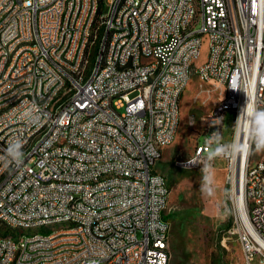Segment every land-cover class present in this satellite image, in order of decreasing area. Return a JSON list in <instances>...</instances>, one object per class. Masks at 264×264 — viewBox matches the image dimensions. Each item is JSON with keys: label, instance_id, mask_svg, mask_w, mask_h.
<instances>
[{"label": "built area", "instance_id": "built-area-1", "mask_svg": "<svg viewBox=\"0 0 264 264\" xmlns=\"http://www.w3.org/2000/svg\"><path fill=\"white\" fill-rule=\"evenodd\" d=\"M238 2L239 13L231 14L230 0H202L199 17H191L189 0H0V157L15 139L24 153L20 163L0 160V216H6L0 225L20 230V241L0 238V264H167L171 223L163 221L162 201L171 189L153 166L177 138L180 97L192 79L188 62L198 54L202 29L211 32L210 53L199 70L223 97L192 161L183 164L205 168V139L223 133L224 115L234 111L232 140L248 151L217 158L226 162L232 188L229 232L247 264L264 263V151L242 134L244 117L237 121L247 102L248 111L264 109V0ZM93 9L104 10L101 22H91ZM196 18L203 27H195ZM91 27L98 37L87 42ZM147 53L157 55L155 64L141 63ZM102 54L109 64L91 79ZM118 88H126V97H117ZM29 109L39 124L29 122ZM155 133H163V142H155ZM238 177L241 184L251 178L242 207ZM71 217L79 224L44 230V223ZM32 228L39 235L22 234Z\"/></svg>", "mask_w": 264, "mask_h": 264}, {"label": "rangeland", "instance_id": "rangeland-1", "mask_svg": "<svg viewBox=\"0 0 264 264\" xmlns=\"http://www.w3.org/2000/svg\"><path fill=\"white\" fill-rule=\"evenodd\" d=\"M209 53V39L204 36L194 64L198 67L205 64ZM222 97L218 85L204 82L198 75L192 77L180 101L177 138L163 149L155 166L166 177L171 189L165 209V216L171 222L169 264H247L237 236L225 227L229 221L232 224L234 216L232 188L226 182V162L216 160V175H211V187L207 190L202 189L203 168L183 164L192 161L198 141L204 139L206 122L221 104ZM234 119V111L228 110L222 126L226 142L233 138ZM256 163L257 159L251 162L252 165ZM4 233L10 230L2 227L0 234ZM22 234L28 237L32 232L23 231ZM252 264L264 263L256 259Z\"/></svg>", "mask_w": 264, "mask_h": 264}, {"label": "bare ground", "instance_id": "bare-ground-1", "mask_svg": "<svg viewBox=\"0 0 264 264\" xmlns=\"http://www.w3.org/2000/svg\"><path fill=\"white\" fill-rule=\"evenodd\" d=\"M190 3V12L191 17H199L201 13L202 0H189ZM230 13L238 14L239 13V2L238 0H230ZM104 19V10L93 9L91 15V22H101ZM195 27H203V18L195 19ZM207 36L208 39H211V32L209 29H202L201 39L199 40V51L198 54L193 57V62H188V73L192 78L194 75H198L202 80H205V72L200 71V67L194 64L195 59L200 55L201 46L203 43V37ZM98 37V27L89 28L87 34V42H94ZM18 50H29V43H18ZM146 59V61H144ZM93 61V53H86L85 62ZM157 62V55L154 53H147L141 55V63L144 64H155ZM109 64V54L101 55V64H96L94 67L89 70V77L91 79H98L101 73L103 72V65ZM78 75H85V68H78ZM117 97H126V88L117 89ZM181 101V97H180ZM148 106H155V98H148ZM181 110V105H180ZM181 114V113H180ZM208 121V120H207ZM62 142H70V135H62ZM155 142H163V133H155ZM162 155V151L159 154V158ZM153 173L156 176H159L160 179L166 180L168 186V180L164 175L159 173L155 166H153ZM106 179H113V172H106ZM133 182H141V175H133ZM243 187H251V178H243V184H241L240 177H238L237 193H236V202L237 205L243 206L245 203L244 189ZM170 195H165V198L162 201V210H164L163 221L164 223H171L168 218L165 216V209L168 204ZM68 209H75V201H68ZM6 223V216H0V224ZM76 224H79V217H71L69 219H58L55 224L53 223H44V230H50V232H61L65 230L66 227H72ZM2 227H7L10 230V233L0 234V238L5 236L8 237L9 241H20V230L17 225H0V230ZM171 232V230H170ZM32 235H39V228H32ZM170 233L168 238H166V245L169 244ZM170 257L168 258L167 264H169ZM7 264H18V259H10Z\"/></svg>", "mask_w": 264, "mask_h": 264}, {"label": "clouds", "instance_id": "clouds-1", "mask_svg": "<svg viewBox=\"0 0 264 264\" xmlns=\"http://www.w3.org/2000/svg\"><path fill=\"white\" fill-rule=\"evenodd\" d=\"M248 103L241 110L237 121L243 116L244 120L247 122V129H242V134L246 131L247 138L252 145H254L257 152L264 151V109H258L255 106L248 111ZM34 109H29L26 115L29 116V122L33 125L40 123L39 115H33ZM214 125V124H213ZM206 149V164L204 171V184L202 189H210L211 187V161L217 158H231L233 156H238L242 153H247L248 146L243 142L236 140L235 138L231 142H226L221 130L212 132L204 141ZM23 142L19 139H15L8 144L5 150V156L0 157V160H4L7 163H20L24 156L23 153Z\"/></svg>", "mask_w": 264, "mask_h": 264}, {"label": "trees", "instance_id": "trees-1", "mask_svg": "<svg viewBox=\"0 0 264 264\" xmlns=\"http://www.w3.org/2000/svg\"><path fill=\"white\" fill-rule=\"evenodd\" d=\"M230 226H231V221H229V223H227V224L225 225V227H226V230H227V229H229V228H230Z\"/></svg>", "mask_w": 264, "mask_h": 264}, {"label": "crops", "instance_id": "crops-1", "mask_svg": "<svg viewBox=\"0 0 264 264\" xmlns=\"http://www.w3.org/2000/svg\"><path fill=\"white\" fill-rule=\"evenodd\" d=\"M213 174H214V176L216 175V171H215V173L213 172Z\"/></svg>", "mask_w": 264, "mask_h": 264}]
</instances>
